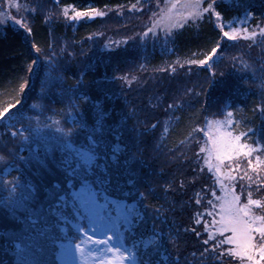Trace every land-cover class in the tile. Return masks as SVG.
<instances>
[{"label":"snow or ice","instance_id":"obj_1","mask_svg":"<svg viewBox=\"0 0 264 264\" xmlns=\"http://www.w3.org/2000/svg\"><path fill=\"white\" fill-rule=\"evenodd\" d=\"M5 3L7 11L0 12V25L11 21L29 36L34 32L29 16L43 13L46 22L53 19L52 11L42 2H37L35 8L19 0H5ZM53 3L58 4L59 0ZM145 6L151 10L150 0H135L130 5L118 4L114 8L65 5L62 16L66 21L87 22L102 19L110 12L123 15L126 7L128 12L143 13ZM155 8L157 10L152 11L140 32L110 43L119 48L121 43H147L148 38H152L153 44L161 40L165 45L174 44L177 29L206 18L218 30V38L209 42L206 51H190L184 60L177 58L164 67L153 69L171 76H176L180 70H187L191 75L193 67L207 73L203 84L199 85V93L194 88H184L183 96L169 103L167 110L180 111L186 98L203 94L224 75L216 66L218 56L224 59L221 55L224 43L241 39L254 42L258 36L264 38V20L251 28H237L234 23L226 25L218 10V0H163V6L161 0H156ZM13 9L23 15L19 18L12 15ZM251 16L252 13L245 9V18ZM244 23L241 21L242 25ZM31 50L36 57L29 64L28 73L34 74L36 67L41 65L46 69L41 93L26 108L23 100L30 88V79L17 78L11 89V99L0 102V132L3 134L0 138L18 141L21 147L44 140L45 135L54 139L60 153L58 170L63 179L44 186L42 191L24 179L21 168L31 164L33 159H41L39 148L31 159L13 151L0 154V172L5 173L0 176V188L7 192L0 203L13 213L23 209L27 224L24 231L9 238L7 247L15 249V264H54L45 253L57 240L61 241L58 247L65 264H180V258L170 251V246L177 245L180 230H170L165 235L163 229H157L161 208L154 210L152 227L147 226L149 217L144 201L155 193L135 178L132 165L138 160L140 149L135 144L120 146L123 133L106 124L111 113L105 112L99 103L94 106V124L89 127L85 120L82 105L89 97L80 93V86L87 72L81 69L76 84L66 86L55 44H49L45 51L33 42ZM60 52L65 49L61 48ZM228 59L233 66L239 61L242 70L248 67L242 57ZM261 63L260 70L264 72V62ZM139 71H147V65L140 64ZM141 79L140 75L131 73H113L112 76L113 82L129 87ZM52 104L62 107L53 109ZM225 108L221 118H205L202 127L190 123L177 147L168 150L176 160L183 158L182 162H189L183 149L191 150L196 160L194 173L206 171L214 180L205 196L196 193L194 203L204 211H197L193 226L183 231L191 232L199 240V255L193 252L192 256L200 264H264V137L257 138L254 128L246 127V122L236 118L234 106L226 105ZM256 110L264 114V100ZM26 111L33 114L26 115ZM46 112L58 118L45 116ZM156 127L157 124L151 125L153 130ZM199 134L202 140L197 138ZM10 168L19 174L7 179ZM184 187V181L177 184L173 177L166 180L161 189L165 193H175ZM217 188L220 195H217ZM207 196L210 198L205 200ZM13 241L19 243L13 245ZM0 264L11 262L0 259Z\"/></svg>","mask_w":264,"mask_h":264},{"label":"trees","instance_id":"obj_2","mask_svg":"<svg viewBox=\"0 0 264 264\" xmlns=\"http://www.w3.org/2000/svg\"><path fill=\"white\" fill-rule=\"evenodd\" d=\"M19 2L33 8L37 2H42L46 9L52 11L53 19L46 22L42 18L43 13L29 16L34 29L32 36L27 35L11 21L0 25V102L11 99V89L20 77L30 79V88L23 100L26 108L35 102L33 98L41 93V82L46 69L41 65L36 67L34 74L28 73V66L36 57L35 52L31 50V44L36 42L45 51L49 44H55L66 86L76 84V80L81 76V69L87 72L83 77L84 83L80 86V93L89 97L87 103L82 105L88 126L91 127L95 122L94 106L99 103L105 112L111 113L106 119V124L118 128L123 133L120 146L123 148L126 144L131 147L135 144L140 149L139 158L132 165L136 173L135 178L155 193L144 201L149 217L147 226L152 227L151 217L154 210L161 208L160 217L156 221L157 229H163L165 235L170 230H180L177 245L170 246L172 255L180 258V264H200L199 261L193 260L192 253L195 252L198 256L201 244L195 235L184 232L183 229L193 226L197 211H204V208L194 203L196 193L205 196L207 189L214 185V180L206 171L194 173L196 160L191 150L183 149L189 157V162H182L183 158L176 160L168 150L177 147L190 123L202 127L206 112L213 118H221L224 113L222 109L226 105L234 106L236 118L246 122V127L254 128L257 138L264 137V114L258 110L254 111L264 100V72L260 70L261 62H264V38L258 36L254 42L241 39L224 43V52L221 54L224 59L220 60L219 56L216 58L217 69L224 75L218 77L214 86L206 88L203 94L186 98L180 111L167 110L169 103L183 96L184 88L191 87L199 93V85L203 84L207 73L203 69L193 67L191 75L187 70H180L176 76H171L168 73L155 72L153 69L164 67L177 58L184 60L190 51H206L209 42L218 38V30L213 22L206 18L189 23L183 29H177L173 36L174 44L169 42L165 45L162 40L153 44L152 38H148L147 43L129 41L127 45L121 43L119 48H116L110 41H123L126 37L140 32L147 24L151 14L146 7L143 13L128 12L126 7L123 15L110 12L102 19L87 22L66 21L62 16V9L65 5H75L77 8L108 5L114 8L118 4L130 5L135 3V0H59L58 4L53 3V0ZM151 5L152 13L156 8L153 3ZM218 5L226 25L231 23L234 17L245 21L241 26L250 28L264 20V0H218ZM245 9L252 13L247 19ZM3 11H7V6L5 0H0V12ZM12 15L19 18L23 13L17 14L13 9ZM233 23L235 27L238 24ZM61 48L65 49L67 55L60 52ZM231 56L242 57L248 67L242 70L239 61L233 66L228 59ZM140 64H146L147 71L140 72ZM41 71L44 73L40 74ZM113 73H131L140 75L142 79L139 82L134 81L129 87L113 82ZM51 107L57 109L62 105L52 104ZM25 114L33 113L26 111ZM45 116H53V113L46 112ZM176 117L180 119L177 120ZM152 124H157L154 130L151 128ZM165 127L168 128L167 132L164 131ZM2 135L0 132V136ZM197 138L202 140V134ZM34 144L38 145L41 159H33L31 164L23 165L21 173L25 180L32 182L33 187L42 191L44 186L63 179L58 170L60 153L54 139L45 135L44 140L24 144L21 150L18 141L0 138V154L7 155L8 151H13L31 159L35 152ZM162 144L166 147H161ZM132 150L135 151V148ZM8 173L7 179L19 174L13 169ZM0 176H4L3 172H0ZM173 177L177 184L184 181L185 187L175 193L163 192L161 186ZM141 191H144L143 187ZM217 195H220L218 188ZM5 197L7 192L0 188V201ZM207 198L210 196L205 197V200ZM24 221L23 209L13 213L0 203V259L15 264V249L7 246L12 234L27 228ZM58 245L59 243H55V246L45 253V257L54 264H58Z\"/></svg>","mask_w":264,"mask_h":264},{"label":"rangeland","instance_id":"obj_3","mask_svg":"<svg viewBox=\"0 0 264 264\" xmlns=\"http://www.w3.org/2000/svg\"><path fill=\"white\" fill-rule=\"evenodd\" d=\"M241 19L240 18H237V17H234L230 22L231 23H233V22H236V23H238L237 24V28H239L240 26H241ZM229 23V22H228ZM33 147H38V145L37 144H34V146ZM63 264H65V259L63 260Z\"/></svg>","mask_w":264,"mask_h":264}]
</instances>
